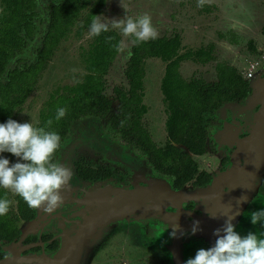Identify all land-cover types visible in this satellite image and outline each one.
Returning a JSON list of instances; mask_svg holds the SVG:
<instances>
[{
    "label": "flooded vegetation",
    "instance_id": "1",
    "mask_svg": "<svg viewBox=\"0 0 264 264\" xmlns=\"http://www.w3.org/2000/svg\"><path fill=\"white\" fill-rule=\"evenodd\" d=\"M110 1L105 0L100 8L96 5V0L88 2L87 8L81 11L66 36L59 41L46 69L40 74L35 89L28 95L23 105L14 111L12 120H16L18 113L36 92L39 81L49 68L59 47L72 34L77 39L85 38L86 40L87 46H82L80 52V61L84 69L83 78L74 85L60 86L49 95L40 109L36 128L40 127L41 111L52 95L67 94V88H73L84 82L86 76L98 75L88 71L86 58L97 45L99 36L90 38L88 32L94 16L101 18ZM172 1L150 0V5L155 10L160 11L159 6L170 4ZM62 2L63 0H60L54 5ZM238 4L237 0H204L201 10L203 14H210L219 10L226 12L231 6L237 8ZM52 6L48 10V25L42 36L36 61L24 68L37 62L43 40H45L49 30ZM232 14L236 13L233 12ZM204 18L206 17L204 16ZM153 23L158 24L154 21ZM246 26L250 27L248 24ZM76 27V31L73 32ZM103 33H115L119 37L117 45L124 39L117 30L110 29ZM158 33L157 39L148 42L151 43L159 39H178L177 56L165 60L155 54L148 55L145 59V72L140 75L142 81L133 90V85L130 83L132 73L128 72V69L136 45L131 44L123 72L125 82L116 85L111 96H109L108 76L123 49L117 50L114 61L102 74L104 83L102 95L106 100L111 101L109 111L103 117L93 115L84 117L72 126L74 127L84 119L93 118L95 121L101 122V127L98 128L100 136H93L97 140L94 144L97 148L84 149V147H79L77 149V157L79 155L81 157L78 159L74 157L73 159L76 176L83 181L92 183L111 181L116 188H121L129 193L133 191L140 193L138 189H143L138 198L149 208L143 210L142 214L149 213L153 216L148 219H128L114 226L108 233H102L106 227L111 226L110 220L101 218L103 209L93 210L81 217L78 214L73 216L70 206L64 207L61 204L51 213L45 212L43 209L39 212V209L32 208L29 216L22 217L17 194L7 189V200L12 201V204L6 214L7 220L0 223V264H186L189 258L195 257L199 249L212 247L214 242H212L210 234L213 235L212 232L215 233L217 229H221L230 215L234 216L232 219L235 226L234 230L241 237L247 235L248 226L244 224L248 219L242 216L240 222H237L240 214L238 207L241 205L242 196L239 195L236 201L230 200V184L226 182L224 194L219 201L215 202L214 196L218 193V189L212 190L210 193L207 192V189L213 187L214 183L219 181L218 179L227 172L238 148V142L250 134L248 123L254 112L260 109V106L241 109L242 106L250 102L255 95L256 86L263 81L264 64L260 66L259 62H252L253 65L250 69L243 68L240 70L225 60L217 61L218 59L214 54L216 45L213 43L196 49H186L179 33L173 35L161 34L160 31ZM253 33L256 32L253 31ZM248 48L251 52L257 53V47L252 41L248 43ZM199 52H205L206 56L199 57ZM177 58H181L178 63V72L187 82L201 80L209 86H214L219 81L217 65L223 62L234 67L248 86L249 92L246 98L226 102L203 115L202 126L206 132V149L202 154L191 152L185 145L175 142L169 134L167 122L171 108L168 104L167 94L163 89V80L167 75L169 64ZM13 59L9 63L7 72L18 68L11 67ZM152 61H158L157 63L163 67L161 72L159 71L161 78L157 92L154 93L150 92L147 80L148 65ZM188 63L200 64L204 67L215 64L216 81L210 83L197 76L185 77L183 67ZM6 75L0 78L2 83H5ZM124 97L126 98L124 102L130 103L131 115L134 119L127 120L120 114L118 115ZM157 100L160 102L161 111L157 108ZM154 110L157 112H152ZM103 111L106 112V110ZM116 115L118 118L112 119ZM162 118H164L161 121L163 128L159 134L154 125ZM164 131L166 137H164ZM67 136L53 162H57V157L66 143ZM211 140L216 157L215 166L212 169L202 168L201 161L210 149ZM171 147L178 149L180 154L190 157V161L182 165V158L180 159V157L176 158L173 163L171 159L166 160L167 156H171ZM85 156L86 161L83 160ZM13 157L12 153H3V158L10 160ZM191 161L195 166L193 172L186 167L187 164L190 165ZM79 167L87 170L82 171L85 172L83 176L78 172ZM166 181L169 183L168 185L165 184ZM159 203L166 204L167 209H159ZM214 205H216L215 211ZM213 212L214 214H212ZM170 221L175 223L170 226ZM196 221L199 222V230L193 234L192 229ZM96 222L102 224L95 226ZM6 223L8 226L4 233ZM215 237L217 238V236Z\"/></svg>",
    "mask_w": 264,
    "mask_h": 264
},
{
    "label": "trees",
    "instance_id": "2",
    "mask_svg": "<svg viewBox=\"0 0 264 264\" xmlns=\"http://www.w3.org/2000/svg\"><path fill=\"white\" fill-rule=\"evenodd\" d=\"M89 1L63 0L62 3L53 5L50 11L49 30L43 40L37 62L26 68H15L7 72L10 61L17 53L25 49L28 40L35 35L38 3L37 0H0L2 7L0 12V78L7 74L5 83L0 81V123H6L7 120L12 119L14 111L23 105L28 95L35 89L38 78L46 69L59 41L66 36L81 11L87 8ZM104 2L105 0H96V5L100 8ZM109 37L112 39L109 40ZM118 39L115 33H102L97 45L86 58L88 71L98 75L86 76L84 82L73 88H67V94L52 95L42 109L39 128L58 133L61 137V145L65 141L68 130L76 121L91 115L103 117L109 111L111 101L106 100L102 95L104 89L102 74L114 61ZM178 49V39H159L151 43L144 42L136 45L128 69V72L132 73L130 83L133 85V90L142 81L140 75L145 72V59L148 55L155 54L165 60H170L177 56ZM198 55L203 58L206 53L199 52ZM180 60L181 58H177L169 64L167 75L163 80V89L171 108L167 122L168 130L175 142L185 145L193 153L202 154L206 149V132L202 126L203 115L226 102L246 98L249 90L236 69L223 62L217 65L219 81L214 86H209L201 80L187 82L178 72ZM125 99L124 97L118 115L120 114L127 120L134 119L131 115L130 103H125ZM58 108L67 109L66 115L59 121L56 120ZM118 115L113 116L112 119L118 118ZM49 119L53 121L51 126L47 125ZM60 148L52 157V162ZM179 152L178 149L171 147V156H167L166 160L171 159L173 163L176 158L180 157L182 165L188 163L190 157ZM0 157H3V153H0ZM186 167L191 172L195 170L192 161ZM84 170L87 171L79 167L78 172L83 176L85 172L82 171ZM0 199H8L7 189L3 187H0ZM17 200L21 216H29L32 208L18 194ZM6 220V215L0 216V223ZM7 226L8 223L4 226V233Z\"/></svg>",
    "mask_w": 264,
    "mask_h": 264
},
{
    "label": "rangeland",
    "instance_id": "3",
    "mask_svg": "<svg viewBox=\"0 0 264 264\" xmlns=\"http://www.w3.org/2000/svg\"><path fill=\"white\" fill-rule=\"evenodd\" d=\"M59 1L60 0H37V34L31 41L28 42L26 48L22 52L17 53L16 57L11 62V67L24 68L36 61V55L40 47V42L48 25V10L52 5L58 3ZM237 1L239 3L237 8L231 6L226 12L219 10L210 14H203L201 6H198V0H173L170 4H162L159 6V8H161L160 11L155 10V8L150 5V0H111L105 13L101 16V20H104V18L109 20L113 18L123 19L126 15L135 18L143 14H148L151 17L153 27L156 30L158 29L157 31H160L161 34L173 35L175 33H179L183 39L186 49H196L200 46H206L213 43L216 45L214 54L218 59L217 61L225 60L240 70H243V68L250 69L253 65L252 62H259L260 66H262L264 64V0ZM121 3L126 7V10L121 6ZM233 12L236 13L232 14L234 16L231 15ZM202 14L206 18H204ZM153 21L158 22V26L155 25ZM246 24L250 25V27H247ZM76 29L77 27L74 28L73 32H75ZM253 31H255L257 35L256 33H253ZM131 39L132 38H128L127 46L123 48L121 55L114 63L108 76L109 96H111L112 90L116 85H120L125 82L123 72L129 56ZM250 41H252L257 47V53L251 52L250 48H248V43H250ZM82 46H87L85 38L81 40L77 39L74 34L61 44L54 59L50 63L49 68L39 81L36 92L28 100L25 107L18 113L15 121L18 123H31L32 126L36 128L39 121L40 109L42 104L48 99L49 95L60 86L74 85L82 80L84 75L83 65L80 61ZM157 62L158 61H152L148 65L147 69V80L151 93L157 92L161 78L160 72L163 68L160 66V63ZM214 66L215 64L204 67L200 64L188 63L184 65L183 73L187 78L197 76L199 78H204L210 83H214L216 81ZM151 93L149 94L151 95ZM156 103L158 105L157 108L161 111L162 108L159 100H157ZM251 106H254V104L249 102L242 106L243 108L241 110H245ZM152 112L157 111L154 110ZM162 120H164V118L158 120V123L154 125L159 134L161 132V128H163L161 126ZM75 126L74 128L78 127ZM84 126L91 131L92 136H85L84 134L82 138L83 144L80 146L85 147L84 149H92L95 147L94 144L97 141L93 136H100L98 128L101 127V122H97L92 118L85 121ZM74 128L72 127L69 132H71ZM77 134L81 136L82 131L79 130ZM164 137H166L165 131ZM213 151L214 149L211 140L210 149L201 161L202 168H214V160L216 157L214 156ZM74 157L76 159L81 157V155L77 157V150L75 151ZM84 158L85 159L83 160L86 161V156ZM9 162L11 166L14 163L24 161L14 156L9 160ZM260 167L261 165L259 164L255 165L257 170L254 172L259 173L261 170ZM71 173L72 179L69 184L61 190L60 195L66 199V201L63 199V206L65 207L69 205L72 209L73 216H77L78 214V216L84 217L89 214L92 212V206L96 201L101 200L105 194L111 193L116 188L111 181L92 183L79 179L76 176L73 164ZM252 175L254 174L249 171V182L246 183L247 187L253 180V178H251ZM165 184L168 185L169 183L166 181ZM245 188H243V191L240 193L237 192V194L234 195L232 198L233 201L239 195L241 197L244 194ZM138 191L141 193L143 189H138ZM66 192H68L71 197L64 196V193ZM140 193L133 191L132 196L134 198H138ZM240 201L242 209L237 222H240L242 216L246 217L248 219V221L244 224L248 226L246 233L248 234L251 232L253 234H258L260 238H264V235H262L264 234V222H258L256 225L251 223V213L264 210V179H262L258 185L253 186L247 193H245ZM41 210L42 208L39 209V212H41ZM151 216L153 215L145 213L137 216L136 218L148 219ZM231 217L232 215L229 216V218ZM126 220L127 219L122 222ZM169 223H171V226L175 222L170 221ZM117 224L119 223H116V225ZM116 225L114 224L106 227L102 233H108ZM212 233L213 235L210 234V237L212 242H214L212 245L213 247L217 238L215 237L214 232Z\"/></svg>",
    "mask_w": 264,
    "mask_h": 264
},
{
    "label": "clouds",
    "instance_id": "4",
    "mask_svg": "<svg viewBox=\"0 0 264 264\" xmlns=\"http://www.w3.org/2000/svg\"><path fill=\"white\" fill-rule=\"evenodd\" d=\"M204 0H198L203 6ZM126 10V7L121 3ZM110 29L119 30L122 39L115 47L118 51L131 44L138 45L158 38V31L153 27L151 17L143 14L133 18L126 15L123 19L101 20L100 16L92 19L88 36L97 37ZM109 40L112 38L109 37ZM66 108H58L56 120L66 115ZM52 120L47 122L51 126ZM61 146V137L45 128H34L31 123H18L9 119L0 123V153L9 152L24 162L10 166L7 158L0 157V187L18 194L30 208L43 209L51 213L63 203L60 195L72 179L71 170L59 162H52V157ZM12 201L0 199V216L10 210ZM232 219L228 218L217 236L215 245L208 249H199L194 258L186 264H264V238L249 232L241 237L235 230ZM264 222V210L251 213V223ZM199 230V222L194 223L192 232ZM264 235V234H262Z\"/></svg>",
    "mask_w": 264,
    "mask_h": 264
},
{
    "label": "water",
    "instance_id": "5",
    "mask_svg": "<svg viewBox=\"0 0 264 264\" xmlns=\"http://www.w3.org/2000/svg\"><path fill=\"white\" fill-rule=\"evenodd\" d=\"M250 103L254 104V107L260 106V109L255 111L250 119V134L247 138L238 142V148L234 153L232 163L227 172L218 179L219 181L214 183L213 187L207 189L208 193L212 190L218 189V193L214 196L215 202L219 201L222 194H224V184L226 182L230 184L229 197L232 199L237 192L240 193L243 191V188L246 187L244 191L245 194L253 186L258 185V183L264 179V79L256 86L255 95L251 98ZM87 120L88 119H84L76 125L78 126L77 128L73 127L74 129L68 133L66 143L57 157V162L70 170L72 169L75 151L79 147H82L80 145L83 144V135L92 136L91 131L84 126L85 121ZM79 130L82 131L81 136L77 134ZM257 164L261 165L259 173L254 172L257 170L255 168V165ZM249 171L254 175L251 176L253 180L247 187L246 183L249 182ZM64 196L71 197L68 192L64 193ZM237 198L234 199V201H236ZM63 199L66 201L65 198ZM148 208V205L143 204L138 198H134L132 193L125 192L121 188H115L111 193L105 194L101 200L96 201L92 206V211L103 209L101 211V218L110 220L112 226L114 224L116 225V223L120 224L125 219L128 220L129 218L134 217V219H137L136 217L142 215V211L147 210ZM159 209L166 210V204L159 203ZM215 209L216 205H214V211ZM241 209L242 206H239V212ZM212 214H214V212ZM100 224L102 223L96 222L95 226Z\"/></svg>",
    "mask_w": 264,
    "mask_h": 264
},
{
    "label": "built area",
    "instance_id": "6",
    "mask_svg": "<svg viewBox=\"0 0 264 264\" xmlns=\"http://www.w3.org/2000/svg\"><path fill=\"white\" fill-rule=\"evenodd\" d=\"M250 71H251V70H250ZM250 71H249V72H250Z\"/></svg>",
    "mask_w": 264,
    "mask_h": 264
}]
</instances>
